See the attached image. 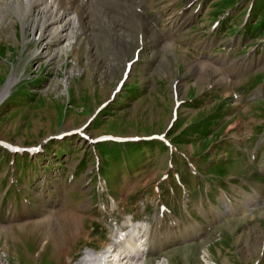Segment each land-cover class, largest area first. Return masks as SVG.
<instances>
[{
	"label": "rangeland",
	"instance_id": "obj_1",
	"mask_svg": "<svg viewBox=\"0 0 264 264\" xmlns=\"http://www.w3.org/2000/svg\"><path fill=\"white\" fill-rule=\"evenodd\" d=\"M5 1L0 264L142 223V264H264V0H115L41 38Z\"/></svg>",
	"mask_w": 264,
	"mask_h": 264
},
{
	"label": "bare ground",
	"instance_id": "obj_2",
	"mask_svg": "<svg viewBox=\"0 0 264 264\" xmlns=\"http://www.w3.org/2000/svg\"><path fill=\"white\" fill-rule=\"evenodd\" d=\"M110 2L113 3L115 0H6L4 4L7 7L14 6L20 18L32 16L33 21L39 23L37 28L41 38L48 33L45 29L47 25H49L48 31L52 29V31L55 30L58 33H62V36L67 37L69 33H72V29L79 30L84 14L101 11L100 6H109L111 5ZM118 3H120L119 0ZM135 15L129 16L136 17ZM16 79L11 78L8 82V89L6 88L3 92L0 101L8 94L11 85L16 82ZM244 195L248 194L244 192ZM225 201L224 211H230L234 207L235 202L227 198ZM218 211L221 210L218 209ZM132 226L131 230L121 232L118 238H112L113 242L103 251L96 252L87 249L77 264H142L147 255L156 254L158 249H155L156 247H148L145 243L148 235L147 224H133ZM204 254L202 257L205 260L204 262L209 263L206 260V258H209V254L207 252Z\"/></svg>",
	"mask_w": 264,
	"mask_h": 264
}]
</instances>
